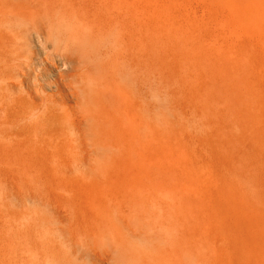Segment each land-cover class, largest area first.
Returning <instances> with one entry per match:
<instances>
[{
	"label": "rangeland",
	"instance_id": "obj_1",
	"mask_svg": "<svg viewBox=\"0 0 264 264\" xmlns=\"http://www.w3.org/2000/svg\"><path fill=\"white\" fill-rule=\"evenodd\" d=\"M210 1L142 0L162 54L156 176L145 171L142 180L120 179L118 172L128 166L116 155L65 156L53 149L0 155V264H219L218 255L225 257L228 248L204 216L183 211L181 202L172 213L161 200L165 188L175 185L183 194L189 180L199 185L198 176L217 167L238 190L259 189L248 159L252 146L239 135L242 104L231 103L233 94L225 88L194 95L182 79L191 74L192 83L203 77L219 86L225 80L235 85V69L226 65L243 55L264 54V25L256 31L224 0ZM181 55H194L202 66L181 68ZM153 81L148 74V110ZM218 152L226 164L215 162Z\"/></svg>",
	"mask_w": 264,
	"mask_h": 264
},
{
	"label": "bare ground",
	"instance_id": "obj_2",
	"mask_svg": "<svg viewBox=\"0 0 264 264\" xmlns=\"http://www.w3.org/2000/svg\"><path fill=\"white\" fill-rule=\"evenodd\" d=\"M132 1L131 10L129 0H0V155L85 151L125 159L120 179L142 180L145 171L157 175L160 36L145 21L142 0ZM223 4L256 31L264 25V0ZM178 57L181 68L202 66L194 55ZM226 66L235 69V85L203 77L192 83L191 74L182 79L194 95L225 88L231 103L242 104L245 120L238 130L252 146L248 159L259 189L238 190L217 167L198 176L199 185L189 180L183 194L175 185L165 188L161 200L172 213L181 202L183 211L205 217L228 248L223 259L218 255L219 264H264V54L243 55ZM148 74L154 80L149 110ZM215 159L226 164L223 152Z\"/></svg>",
	"mask_w": 264,
	"mask_h": 264
}]
</instances>
